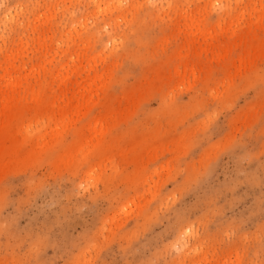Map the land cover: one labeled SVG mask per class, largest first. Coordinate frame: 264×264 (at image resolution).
<instances>
[{
    "label": "rangeland",
    "instance_id": "obj_1",
    "mask_svg": "<svg viewBox=\"0 0 264 264\" xmlns=\"http://www.w3.org/2000/svg\"><path fill=\"white\" fill-rule=\"evenodd\" d=\"M0 264H264V0H0Z\"/></svg>",
    "mask_w": 264,
    "mask_h": 264
}]
</instances>
